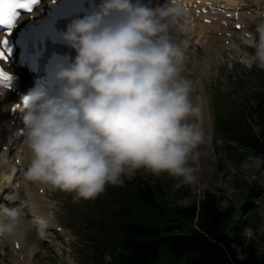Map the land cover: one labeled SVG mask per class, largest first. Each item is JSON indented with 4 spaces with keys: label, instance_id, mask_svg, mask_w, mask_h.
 I'll use <instances>...</instances> for the list:
<instances>
[{
    "label": "clouds",
    "instance_id": "9594fccd",
    "mask_svg": "<svg viewBox=\"0 0 264 264\" xmlns=\"http://www.w3.org/2000/svg\"><path fill=\"white\" fill-rule=\"evenodd\" d=\"M186 0H85L66 20L57 41L65 51L49 57L17 106L24 112L23 141L30 150L25 177L74 199L95 198L107 185H123L137 170L195 185L204 129L193 117V82L184 74L187 41L173 33L187 23ZM183 26V25H182ZM245 57L264 68V21L257 22ZM189 193L177 203L198 200ZM2 233L15 239L22 209L3 208ZM41 228L45 216L34 218Z\"/></svg>",
    "mask_w": 264,
    "mask_h": 264
},
{
    "label": "trees",
    "instance_id": "16d2710c",
    "mask_svg": "<svg viewBox=\"0 0 264 264\" xmlns=\"http://www.w3.org/2000/svg\"><path fill=\"white\" fill-rule=\"evenodd\" d=\"M256 111H264V97ZM240 127L250 131L241 119ZM226 131L227 139L236 140ZM177 179L167 182L139 175L97 203V233L112 238L111 250L118 246L115 264H264V253L248 241L244 222L236 219L246 199L221 209L225 195L206 191L201 196L188 185L174 187ZM189 193L199 199L189 205L176 202ZM105 246L101 241L94 248ZM236 250L241 251L240 259Z\"/></svg>",
    "mask_w": 264,
    "mask_h": 264
},
{
    "label": "rangeland",
    "instance_id": "374dc122",
    "mask_svg": "<svg viewBox=\"0 0 264 264\" xmlns=\"http://www.w3.org/2000/svg\"><path fill=\"white\" fill-rule=\"evenodd\" d=\"M226 74L229 75L233 73H229V72L227 73L225 70L221 69L220 71L213 73L210 77L213 78L214 76L222 75L226 78ZM224 77L221 78L220 80H217V82L216 81L214 82L212 80L210 81L207 79H204L202 81L203 87H204L203 94L201 93V90H199L198 92L200 93L201 100L205 104L208 102L211 105L212 94L218 90H221V88L218 86L219 83L226 85V79ZM194 86L196 85L193 84V87ZM191 98H192V94H191ZM196 105H198L199 108L201 109V107L203 106V103H200L197 101ZM229 110H230V107L227 105L223 109V112H227ZM211 112H212V109H211ZM213 123H214V119H212V124L211 126H209L210 130L211 128H213ZM207 124H210V123L208 122ZM200 147L204 153L202 157L200 153L199 161L197 162V161H192L191 159L189 160V163H193L197 167L199 182L192 186L188 185V187L193 189L195 192L200 193L201 196H204L206 191L217 193L219 195H225V199L220 206L221 209L238 206L240 197H244L248 194L250 205H252L250 206L249 213L252 212V210H254L255 208L259 213L260 219H259V226L257 227V230L256 231L251 230V229H247L246 231L244 230V235L247 237L250 243L257 246L259 251L264 253V197L255 186L257 185V187L261 189L264 188V181H261L259 179V176L257 174H254V172H256L254 169L258 165L252 162L244 166L241 165L239 169L234 168V171L237 173V179L234 180L233 173H231V170L229 172V177L224 176V173L226 171L223 173L220 172L218 165H217L218 158L216 155V149L213 148L211 139L208 134L205 133V139L200 144ZM222 159L224 160V163L230 166V162L228 160H226L225 158H222ZM259 174L263 175L262 170L259 172ZM134 175L135 174H133L131 177H133ZM262 178L264 180V177ZM254 188H256L257 191L254 192L253 191ZM12 195L13 194H10V196ZM5 206H8V205L7 204L0 205V212ZM249 213L248 212L244 213V215L241 214L244 222L245 221L247 222L248 220L247 215ZM241 215L238 218H241ZM0 222L6 223V217L4 214L0 215ZM192 230H196L195 225H193ZM27 241L28 240H26V243ZM42 252L43 251H41L38 254V264H43L42 259H41ZM235 252H237L238 259H240L239 252L241 251L236 250ZM48 253L50 256L53 255V252L49 251ZM55 264H59V263L55 262Z\"/></svg>",
    "mask_w": 264,
    "mask_h": 264
},
{
    "label": "snow or ice",
    "instance_id": "6c2138e0",
    "mask_svg": "<svg viewBox=\"0 0 264 264\" xmlns=\"http://www.w3.org/2000/svg\"><path fill=\"white\" fill-rule=\"evenodd\" d=\"M38 0H0V26H4L6 34L0 39V60H8L11 54V47L8 42V35L13 31L16 25V20L20 15V9L28 11L32 10V7L36 5ZM54 3L55 0H52ZM239 27V25H237ZM12 74L6 71L5 68L0 65V84L10 86ZM17 105L13 106L15 109Z\"/></svg>",
    "mask_w": 264,
    "mask_h": 264
},
{
    "label": "bare ground",
    "instance_id": "6f19581e",
    "mask_svg": "<svg viewBox=\"0 0 264 264\" xmlns=\"http://www.w3.org/2000/svg\"><path fill=\"white\" fill-rule=\"evenodd\" d=\"M219 2H227L230 0H217ZM250 7L255 11V15H247L245 14L244 16H246L249 20V22L251 23L250 25H252L253 23L256 22V20L259 22L262 20V18H260L257 14H261L264 15V0H249L248 1ZM191 18H194L195 16H197L195 13H189ZM243 16V17H244ZM250 16V17H249ZM183 25V26H182ZM197 27H198V31L197 33H190L189 31L186 30V24L184 23L183 20L179 21L176 25H174V29H176L178 31V36L180 38H183L184 40H186L189 43H193L196 42L199 36H209L208 32L203 29L201 27V23L197 22ZM238 46H234V48H237ZM200 74L199 73H194V77H190V79L193 81V84H197L199 85L200 83V78H199ZM7 99H13L12 95H7L6 97H0V101L4 102ZM5 103L0 104V116H1V108H3ZM256 171V170H255ZM25 232L23 231V233H21V237H25ZM26 238V237H25ZM24 244H26V240L23 241Z\"/></svg>",
    "mask_w": 264,
    "mask_h": 264
}]
</instances>
